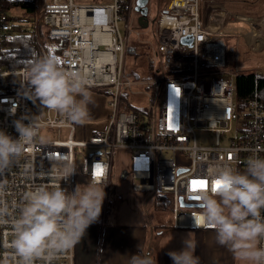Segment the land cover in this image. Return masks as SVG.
<instances>
[{"label":"built area","instance_id":"1","mask_svg":"<svg viewBox=\"0 0 264 264\" xmlns=\"http://www.w3.org/2000/svg\"><path fill=\"white\" fill-rule=\"evenodd\" d=\"M2 1L0 51L11 28ZM37 2L33 31L43 56L47 53L41 30L60 41L57 61L62 67L82 73L88 90L106 94L111 115L105 128L94 130L87 140H77L71 121L46 109L37 111L23 95L26 67H0V130L15 138L12 122L34 115L40 124L39 135L41 129L50 135L45 142L38 136L25 146L19 165L0 177L10 185L8 200L19 201L33 182L50 185L65 163L73 164L76 172L61 181L62 188L73 191L78 174L105 185L109 194L115 180L114 153L125 149L130 151L134 192L168 195L172 227H204L201 207L181 206L180 199L197 204L202 192L215 193V180L210 178L213 168L230 166L244 171L249 156H264V104L255 96L243 103L237 100L240 71L228 61L223 39L224 34L240 31L235 22L246 15L227 11L217 0H168L151 19L148 0L146 27L152 26L147 39L142 38L144 30L137 22L136 0ZM246 17L252 35L257 30V36L239 33L252 50H260L264 16ZM138 42L147 47L150 77H134L127 67L129 49L134 43L139 48ZM140 93L148 103L138 108L129 96ZM199 135L208 139L200 140ZM27 165L35 173L32 179L23 175ZM7 232V227L0 229V241L8 238ZM57 264H75V248Z\"/></svg>","mask_w":264,"mask_h":264},{"label":"clouds","instance_id":"2","mask_svg":"<svg viewBox=\"0 0 264 264\" xmlns=\"http://www.w3.org/2000/svg\"><path fill=\"white\" fill-rule=\"evenodd\" d=\"M23 95L33 104L80 125L90 118L93 103L87 78L68 71L51 56H39L23 72ZM12 115L15 113L12 112ZM27 121V123L25 122ZM17 136L0 130V177L19 165L25 146L39 136L34 115L14 120ZM41 142H45L41 137ZM76 172L65 163L53 182H33L19 201L8 200L10 185L0 179V229L7 227V239L0 241V264H57L98 221L106 192L95 180L77 184L73 191L61 187ZM23 175L32 179V166ZM210 178L220 181L215 193L202 192L199 203L202 223L214 231V243L227 249L237 264H264V156L252 155L244 171L230 166L216 167ZM178 251H169L172 264H201L195 254L197 242L189 235ZM128 264H156L150 254H131Z\"/></svg>","mask_w":264,"mask_h":264},{"label":"crops","instance_id":"3","mask_svg":"<svg viewBox=\"0 0 264 264\" xmlns=\"http://www.w3.org/2000/svg\"><path fill=\"white\" fill-rule=\"evenodd\" d=\"M123 184L113 181L114 196ZM120 194L113 212L93 223L75 246V264H128L130 255L137 253L150 254L156 264H172L167 253L180 250L188 235L197 242L195 254L201 264H237L227 249L214 243L211 228L156 224L148 212L149 196L131 193L124 186Z\"/></svg>","mask_w":264,"mask_h":264},{"label":"rangeland","instance_id":"4","mask_svg":"<svg viewBox=\"0 0 264 264\" xmlns=\"http://www.w3.org/2000/svg\"><path fill=\"white\" fill-rule=\"evenodd\" d=\"M168 0H149L148 2V14L149 17L156 18L157 15L161 10L164 9ZM218 3L222 4L227 11L231 13L242 14L246 16H264V0H217ZM136 22H134V25ZM151 23L148 27L143 28L144 33L142 38L149 39V31L151 29ZM239 32H246L244 29H240L238 33H227L224 34V41L228 46L227 56L228 61L235 65L238 68L240 73H247V72H264V44L260 50H252L245 39L244 34ZM263 35H264V27H263ZM151 40V39H150ZM136 42V41H135ZM153 42V41H152ZM138 50L143 52V56L140 58H133V56H128L127 58V67L133 68L134 71L140 75V78L143 76L150 77L151 73V66L147 67V57L144 55L147 53V47L145 43L138 42ZM146 57V59H145ZM139 90L140 86H139ZM93 96V103L88 105L90 118L85 121V123L75 126V138L77 140H87L89 139V135L91 131L96 129H103L106 127L110 115H111V108L108 105V98L106 94L91 91ZM129 101L135 107L141 108L145 107L148 103L146 95L143 94H136L130 95ZM35 109L39 112L44 111L45 109H41L39 104H34ZM36 114V112H34ZM43 137L47 139L50 137L49 133L45 129L40 130L39 139ZM200 140H207V136L199 135ZM80 159V155H78V160ZM129 159H130V151L125 149H117L114 153V173H115V180L114 183L117 182H124L121 188H119V192L122 193V187L124 186L125 189H129L131 193H136L137 195L145 196V193L141 192H134L131 187V177L129 174ZM88 181L85 177L75 174L74 182H73V190L77 184H85ZM117 193L115 196L113 191H109V194L106 193V197L104 199L102 205V212L98 220L105 217V207L109 208V211L112 213L114 209V202L118 201V198L122 196V194ZM117 197V199H116ZM109 212V213H110ZM148 212L150 213V217L154 216L156 224H163V223H171L172 221V214L171 210L167 206H150ZM106 216H109L107 214Z\"/></svg>","mask_w":264,"mask_h":264},{"label":"trees","instance_id":"5","mask_svg":"<svg viewBox=\"0 0 264 264\" xmlns=\"http://www.w3.org/2000/svg\"><path fill=\"white\" fill-rule=\"evenodd\" d=\"M2 8L10 14L11 28L2 41L0 51V67H27V65L39 56H43L40 46L37 44L33 22L36 18L38 2L37 0H3ZM43 48L48 56L57 60L61 51L60 41L49 37L45 30L40 31ZM148 54L145 53L144 55ZM137 59L143 56V52L138 50L135 43L129 49V56ZM146 59V57H145ZM130 73L137 77L133 68H129ZM236 98L240 103L247 98L257 97L264 104V72L262 73H240L236 76ZM152 95L155 94V86L151 88ZM151 206H167L168 195L162 193H152L149 195ZM105 215L109 214V208L105 207Z\"/></svg>","mask_w":264,"mask_h":264},{"label":"water","instance_id":"6","mask_svg":"<svg viewBox=\"0 0 264 264\" xmlns=\"http://www.w3.org/2000/svg\"><path fill=\"white\" fill-rule=\"evenodd\" d=\"M148 0H136V5H135V10L138 13L137 16V22L141 27H146L147 26V3ZM184 40H187L186 38H184ZM189 42V40H188ZM180 204L181 206H197V207H201L200 203H185L182 201V199H180Z\"/></svg>","mask_w":264,"mask_h":264},{"label":"bare ground","instance_id":"7","mask_svg":"<svg viewBox=\"0 0 264 264\" xmlns=\"http://www.w3.org/2000/svg\"><path fill=\"white\" fill-rule=\"evenodd\" d=\"M248 19V17H246V16H243V17H240V18H238L237 20H236V22H235V24L238 26V28H237V30H239V29H249L248 31H246L245 33L248 35V36H250V37H252V38H254V36H257V33H256V31L254 30V33H253V35H252V31L250 30V28L248 27V24L246 23V21H248L247 20ZM249 19H251V18H249ZM248 27V28H247ZM201 222V221H200Z\"/></svg>","mask_w":264,"mask_h":264},{"label":"snow or ice","instance_id":"8","mask_svg":"<svg viewBox=\"0 0 264 264\" xmlns=\"http://www.w3.org/2000/svg\"><path fill=\"white\" fill-rule=\"evenodd\" d=\"M201 186H203V182H201ZM220 186H221V182L220 181H215L214 186H213V190H216Z\"/></svg>","mask_w":264,"mask_h":264}]
</instances>
